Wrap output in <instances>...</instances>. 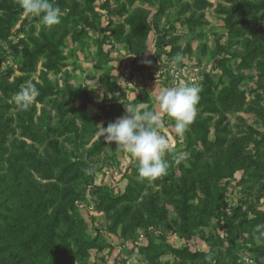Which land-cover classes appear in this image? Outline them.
Returning <instances> with one entry per match:
<instances>
[{
  "label": "rangeland",
  "instance_id": "374dc122",
  "mask_svg": "<svg viewBox=\"0 0 264 264\" xmlns=\"http://www.w3.org/2000/svg\"><path fill=\"white\" fill-rule=\"evenodd\" d=\"M55 3L47 27L0 0L19 12L0 38V264H264V0ZM29 80L39 95L21 111ZM180 82L200 89L196 119L178 136L162 114L170 167L140 180L97 127ZM50 157L64 161L47 177L32 161Z\"/></svg>",
  "mask_w": 264,
  "mask_h": 264
},
{
  "label": "clouds",
  "instance_id": "9594fccd",
  "mask_svg": "<svg viewBox=\"0 0 264 264\" xmlns=\"http://www.w3.org/2000/svg\"><path fill=\"white\" fill-rule=\"evenodd\" d=\"M25 15L39 17L44 26L51 27L61 23L62 9L55 0H17ZM184 56L177 53L172 63L178 65L184 61ZM200 89L183 82L172 87L165 88L156 96L160 112L141 111L139 107L133 108L127 105V115L109 122L105 127L99 125L98 135L104 138L106 143L115 142L117 147L131 154L138 162V179L155 180L166 175L170 167V161L166 154L174 153V144L171 139L162 132L165 125L162 114H166L174 120V130L178 136H183L197 116ZM39 95L36 85L27 81L13 96V101L21 111L28 110ZM187 159L185 153L180 152L173 156L175 164L179 165ZM264 225H257L256 231L260 233L257 243L264 238V231H260ZM211 259V257H206ZM242 264H253L247 257H242Z\"/></svg>",
  "mask_w": 264,
  "mask_h": 264
},
{
  "label": "trees",
  "instance_id": "16d2710c",
  "mask_svg": "<svg viewBox=\"0 0 264 264\" xmlns=\"http://www.w3.org/2000/svg\"><path fill=\"white\" fill-rule=\"evenodd\" d=\"M18 14H19V12L16 9H10V11L4 10L3 12L0 11V38H2V39L6 38L9 29H11V26L17 20ZM35 54H36L35 52H32L29 54V58H30V60H29V62H30L29 67L30 68L29 69H31L33 63L35 62V58H34ZM227 92H228V94L226 93V95H229V96H237L238 95L236 93V91L232 90L231 88ZM33 134H35L39 137L41 136L38 132H33ZM43 135H45V134L43 133ZM28 155H29L28 159H30L32 155H30L29 153H28ZM63 161H64V159H61V158H51V157L48 159L35 158V159H33L32 164L35 167L37 165H44L47 172L49 171V174L47 175V177H52L55 168H57V166L60 163H62ZM245 170L251 176L262 178V174L257 172L255 167L251 168L249 166H246ZM184 233H186V230H183L180 233V237H184ZM33 240H36V238H32V241ZM199 255H205V253L201 252V253H199Z\"/></svg>",
  "mask_w": 264,
  "mask_h": 264
},
{
  "label": "crops",
  "instance_id": "0c3cea01",
  "mask_svg": "<svg viewBox=\"0 0 264 264\" xmlns=\"http://www.w3.org/2000/svg\"><path fill=\"white\" fill-rule=\"evenodd\" d=\"M143 91H144V88L141 87V92H143ZM145 105H148V103H146ZM149 107H150V106H149ZM156 108H158V105H157V106H152V107L150 108V111H156V112H158Z\"/></svg>",
  "mask_w": 264,
  "mask_h": 264
}]
</instances>
